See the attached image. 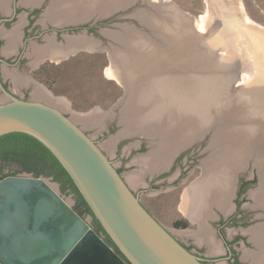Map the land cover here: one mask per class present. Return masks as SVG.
<instances>
[{
	"label": "water",
	"instance_id": "1",
	"mask_svg": "<svg viewBox=\"0 0 264 264\" xmlns=\"http://www.w3.org/2000/svg\"><path fill=\"white\" fill-rule=\"evenodd\" d=\"M139 1L146 9H138L135 19L144 31L126 29L110 51L125 88L115 106L127 114L121 119L124 127L132 122L130 133L144 131L155 146L177 153L211 131L212 147L220 140L239 142V152L231 147L217 157L212 174L233 182L241 162L252 157L245 152L253 139L251 159L261 177L259 200H264V137L258 136L264 132L252 130L253 138L245 142L247 132L264 122V54L256 52L264 49V34L247 23L237 0H207L209 24L203 35L175 7ZM134 2L111 1L108 10H126ZM95 8L97 14L101 9ZM214 40L218 54L211 51ZM223 49L225 59L219 56ZM242 72L249 79L244 89L234 88ZM230 85L233 93L225 94ZM43 91L24 98L0 78V136L23 132L44 144L126 260L44 178L24 175L0 179V264H204L141 204L97 142ZM129 101L134 104L130 111L125 108ZM220 102L235 110L210 107Z\"/></svg>",
	"mask_w": 264,
	"mask_h": 264
},
{
	"label": "rangeland",
	"instance_id": "2",
	"mask_svg": "<svg viewBox=\"0 0 264 264\" xmlns=\"http://www.w3.org/2000/svg\"><path fill=\"white\" fill-rule=\"evenodd\" d=\"M3 1L5 3L4 7H1L0 9L6 10L5 6L7 5L8 8L10 0ZM53 1L54 0H39L37 3H25L22 0H18V15L16 16L15 20H13L6 26L7 29H11V31L9 32L17 31L16 28L13 27L19 25L22 30L24 28H30L35 32L43 33L44 36L46 35L48 40L53 38V36L55 38L56 36L51 27H53L54 24H57L53 20L55 19L54 17L60 16V12L59 9H55L56 11L53 13L49 12V7L53 5ZM149 1L155 4L161 3L165 7H175L185 17L184 19H186V23L190 22V24L193 26V29L198 34L200 33L201 35H203L208 29L207 27L209 24V10L207 6V0ZM237 1L239 4L240 12L247 20V23L257 27L260 32L264 34V0ZM140 2L141 1L138 0L137 3H132L130 5V8L126 10L116 9L114 11H109L108 8L102 6L97 8L101 9L97 14L93 13V10L95 9L92 8V10L89 7L91 11L90 14H88L86 17L77 19H72L73 15L69 17L64 15L65 19L61 20H69L71 24H73L74 21L82 20H86L85 22H89L90 24H97L94 31L96 33H94V35L87 34L85 32V29L74 32H62L60 37H56V40L58 41H55V43L66 46L67 50L64 51V54L62 53V56H60L59 58L55 56H46L47 58H45V60L43 59L44 62L41 67L35 70L33 74L31 73L32 68L29 67L31 61L30 57L25 55V53L33 52L34 46L36 47L38 43L42 44L43 39L42 37L32 40L30 39V42H34V45L30 44L28 41V44H26V46L24 47V55L28 58H24V56L21 64L16 67H18V71L22 70V73L25 72L23 74L25 77H28L27 75H32L34 79L31 82H27L29 84L19 85V87H16L15 84L11 83L10 80L6 81V83H8L9 85L8 87L15 94L24 98L45 95L43 91L44 89L47 93H49L51 97L55 98L60 109L68 117L75 120V122L80 127H82V129L92 139H94L100 147H106L109 143H111V148L109 149V153L107 155L112 160L117 169H119L122 175L137 171L138 166L131 161L134 158L145 155L150 148H155L154 142L150 143L148 141H145L144 136H146L147 134L144 131L127 133L129 135H123V137H120V140L116 141L115 139V136L118 135L119 132H124L122 131L124 122L121 119L123 118V115L127 114L122 113L115 108V106L122 101L121 98L125 94V88L122 84L123 80H120V78L118 77L119 73H116L118 72L117 68L115 67V65L113 66L111 62L110 51L112 52L116 48V46L118 45V39L120 37H124L123 32H125L126 29H128L130 33L135 29V31H137L134 32L135 34H137L139 31H144L142 26L135 19V15L139 10L141 11L142 9H146V7H144L143 4H140ZM1 10L0 13H3ZM145 11L149 12L148 10ZM54 14L56 16H54ZM155 14H157V9ZM28 15L34 17L32 24H36L34 28L33 26L31 28L29 27V25H27ZM106 20L108 21L105 22ZM65 23L67 24V26H69L68 22ZM169 27L170 25L167 26V28ZM0 29H4L3 26H0ZM42 30L45 31L41 32ZM6 37L8 38V34ZM79 43L82 44L80 45ZM69 44L71 46H69ZM42 45L50 46L51 44L46 42ZM1 46H3V42L1 43ZM12 46H9L7 41L5 50L7 52L12 51ZM244 46L245 45H243V48ZM121 47L123 48L122 45ZM211 47H214L215 49H211V51H216L215 53L218 52V50H216L217 45L215 40L212 41ZM222 48L223 47L221 46L220 49ZM223 50L224 51H219V56H222L225 59L227 58L225 56L226 49ZM256 52L258 54V57H262V55L264 54V49H259V52ZM2 67L4 69V73L9 70L10 76L11 73L14 72L15 69H17L15 66H11L9 69H7L8 67H6V64H2ZM26 70L29 74H26ZM156 76L160 77L161 75L156 74ZM11 77L14 78V74ZM237 79L239 80L235 82L234 88L237 87L241 89L243 87L244 89L243 85H246L247 80L249 79L248 76L242 72ZM231 87L232 85L224 88L225 94L233 93ZM34 92H38L39 95L35 94ZM213 93L214 91L211 94ZM217 105L227 107L230 111L235 110V108L233 107H236L228 102H220L218 104L212 103L210 107H219ZM121 106H119L118 108H120ZM114 110L115 112L113 113V117L110 116L112 117V119H108L107 116L105 117V119L103 118V121H107V124L104 128L100 129L99 126L97 127L95 125L96 122L91 123V118L98 115L102 120L101 115H103V113L107 114ZM254 129H256L257 132H264V122H258L257 126H253L249 130L250 132H247L245 142H250L251 137L253 138L252 130ZM212 133V131L210 133L208 132L207 134L200 136L194 141L193 139H191V145L189 143L185 148L179 150V152L173 157L170 168L156 177L161 178V180H158L155 183L159 188H155L156 190H149L148 187H153L155 185L145 184V186L143 187H147L148 190L146 191V193L147 195H151V197L147 198L146 196H141L144 205L149 209V211L151 210L153 214L156 215L155 217H157L161 221V223H163L165 227H167V229L171 231V233H173L185 244L189 245L192 250L199 251L202 254H205L203 245L197 248L193 237L188 236V233L192 232L191 230H196V223L185 218V216L181 214V212L177 209L178 202L180 201V196L183 189L186 186H189V184H191L197 178H199L202 172H204V176H207V170L205 167L204 171V165L208 160H203L205 157L207 158L209 156L207 159L215 158L214 160H216V156L219 157L220 155H223L224 152L228 151L231 147H235L234 149H241L242 145L239 142L230 144L229 141H226V144H224L225 142L223 143V141L220 140V143H218V145H214L215 147H212L209 144L210 136L212 135ZM262 135L264 137V134H258V136ZM252 142H254L253 139ZM252 142L247 144L250 146L246 149L245 152L247 156H252L251 158H253V155L255 153ZM240 149L237 152H239ZM119 155H121L122 157L125 156L124 160H120L118 158ZM251 158L249 157V159L244 164H242L241 162V168L239 171L235 172L234 176L235 182L233 184V189L234 186L236 187V185H238L239 181H248V183L244 186L242 194L237 199L242 213H240V215L238 216L236 224L227 225L224 230V234H226L227 238H230L234 234L237 235L238 238L235 239L237 240V242L232 246L237 253V257L239 258L241 264H250L249 260L242 256V250L249 251L251 253H255L258 251V246H256L252 242L253 239L250 238V234L248 233L249 230L256 227H264V200L257 201L255 198L257 196L255 194L261 192V190H258L260 188L259 185L261 182V177L260 175H256V173L258 174V170L256 166L253 165ZM214 164H219V162H214ZM215 166L212 167L214 168ZM3 175L33 176L31 173L21 169V167L15 161L0 159V177H2ZM39 177L44 178L57 191V193H59V195L69 203L71 207H76V196L71 191L62 190L59 182L55 181L51 176ZM228 185L230 186L229 179ZM138 188L141 187L135 186L133 190L135 191ZM228 190L230 191V188H228ZM229 191H227L228 201L230 196ZM232 206L234 207V204H232ZM232 211L233 209L231 210V212ZM82 217L91 226L93 225L90 214L83 213ZM175 221H181L183 223L185 222L187 225L175 226ZM213 264L228 263L221 259L214 262Z\"/></svg>",
	"mask_w": 264,
	"mask_h": 264
},
{
	"label": "crops",
	"instance_id": "3",
	"mask_svg": "<svg viewBox=\"0 0 264 264\" xmlns=\"http://www.w3.org/2000/svg\"><path fill=\"white\" fill-rule=\"evenodd\" d=\"M15 86L19 87V85H15ZM106 116L108 119H112L113 113H107V114L103 113V115H101L102 120L100 118H98V120L100 119V121L95 123L97 121L96 120V121H93L91 123H95V125L97 127L99 126L100 129L104 128L107 124V121H103V118L105 119ZM110 116H112V117H110ZM126 125H125V127H126ZM122 131H124V129ZM127 133H130V131H127L126 133L119 132L118 135L115 136L116 141L120 140L121 139L120 137H123V135H129ZM144 137H145V141H148L151 143V139L148 137V135H146ZM110 148H111V143H109L106 147H104V146L101 147V149L106 153V155L109 153L108 151ZM176 154H177V152H175V150L173 151V150L168 149L166 147H162V146H155V148L152 147L149 149V151H147V153L145 155L134 158L131 161L132 163H134L135 165L138 166L137 171H133V172L127 173L125 175L121 174L123 176V178L125 179V181L127 182V184L129 185V187L132 189V191H134L133 189L135 186L141 187V188H138L137 190H135L134 192L139 193V198H140V201L142 202L143 205H144V202L141 199V196H146L147 198H149V197H151V195H149V194L147 195L146 191L148 189L149 190H156L155 188H159L158 186H156L155 183L158 180H161V178H156V177L170 168V165L172 163V159ZM118 158L120 160H124L125 156L122 157L121 155H119ZM116 169H117V167H116ZM118 171H119V169H118ZM203 173L204 172H202V174L199 176V178H197L195 181H193L191 184H189V186H186L183 189L182 194L180 196V201L178 202L177 209L181 212V214H183L185 216V218L196 223V227H197L196 230H191L192 232L188 233V236L193 237V239L195 240V243L197 245V248L199 246L203 245L204 250H205V254H204L205 256L210 257V258H217V259H214V261H213V262H216V261L222 259L221 256H223V254H224V248H223L222 242L217 237L214 223L220 217H223V218L226 217V215H228L231 212V210L233 209L232 198H233L234 191H235L236 187L234 186V189H233L234 182L230 179V176L227 177L225 175L226 179H224V180L228 181V179H229V182H230V186H229L230 196H229V201L227 199V202L229 203V208L227 209L228 211L224 210L222 205H223V202L225 199L221 194H219V191L216 189V187H219V185L217 183L218 180L214 178L215 179V180L213 179L214 184L213 183H207L205 185L206 188H204L203 184H204V182H206V179H203L204 178ZM211 176H213V175H211ZM201 179H203V180L200 182ZM216 180H217V182H216ZM145 184H148V185L154 184L155 186L148 187V189H147V187H143V186H145ZM231 190H232V192H231ZM190 206L194 208L192 211L193 213L191 211H188ZM145 208H147V207L145 206ZM147 210L149 211L148 208H147ZM149 212L154 217L156 216L155 214H153V212L151 210ZM155 218L161 223V221L157 217H155ZM256 228H260V227H256ZM203 230L208 231L206 233L209 234L210 238L213 240V243H215L216 249L213 247H209L208 243L205 240H202V239L200 240V238H198L199 235L204 232ZM181 242H183V241H181ZM256 242L258 245L264 244V238L262 240H258V238H257ZM255 253H256L255 256H256L258 264H264V252H262L260 255H259L258 251ZM217 254H219V255H217ZM249 263L251 264L250 260H249Z\"/></svg>",
	"mask_w": 264,
	"mask_h": 264
},
{
	"label": "flooded vegetation",
	"instance_id": "4",
	"mask_svg": "<svg viewBox=\"0 0 264 264\" xmlns=\"http://www.w3.org/2000/svg\"><path fill=\"white\" fill-rule=\"evenodd\" d=\"M23 1V0H22ZM39 1V0H38ZM37 0L33 1V2H26L23 1L25 3H34V2H38ZM4 1H0V8L4 7ZM49 12L53 13L56 10L54 9V5H52L51 7H49ZM6 10H1L3 13H0V26H3L4 29H0V57L1 59H3L2 61H0V78L2 80V82L4 83L5 86H9L8 83H6V81L10 80L11 83L15 84V85H27L29 83L27 82H31L34 77L32 75H27L28 77H25L22 73V70L18 71V67L21 64V62L23 61V57L25 55H27L28 57H30V64L29 67L32 68V74L35 70H37L39 67H41V65L43 64L45 58H47L46 56H51V57H57L59 58L60 56H62V53H64V51H66V46H62L59 43H55L56 37H60L62 32L64 31H70V32H74V31H78L81 29H85V32L87 34H93L96 33L95 28L97 26V24H90L89 22H85V23H80V24H76L73 25L71 24V22L69 23V26H67V24L65 23V20H61V19H65L64 15H60L57 17H54L55 19L53 21H55L52 28V30L54 31L55 34V38L53 36V38H51L50 40H48V38L46 37V35L44 36L43 33L40 32H35L33 31V29H28V28H24L23 30L21 29V27L16 26L13 28H16L17 31L14 32H9L11 31V29H7V25L9 23H11L13 20L16 19V16L18 15V0H10V3L8 5L5 6ZM36 11V10H34ZM60 12V11H59ZM54 16H56L54 14ZM33 18L31 15H28V21H27V25H29V27L33 28L35 27V25L33 24ZM108 20H106L105 22H107ZM99 23V22H98ZM31 24V25H30ZM25 27V26H24ZM45 30H42L41 32H44ZM8 34V38L6 37ZM44 36V37H43ZM43 39V43H49L51 44L50 46H44L40 43H38L36 45V47L34 46L33 48V52L31 53H25L24 55V47L26 46V44H28V41L30 44L34 45V42H30L32 39L35 38H41ZM49 37V36H48ZM2 39V40H1ZM31 39V40H30ZM8 41V45L12 46V51L7 52L6 49V44ZM3 42V46H1V43ZM56 44V45H53ZM59 44V45H57ZM80 45L82 43H79ZM75 45V44H74ZM69 46H71L69 44ZM68 46V47H69ZM73 52V51H72ZM31 55V56H30ZM27 56H25L24 58H28ZM45 56V57H44ZM44 57V58H43ZM56 58V59H57ZM44 59V60H43ZM54 59V60H56ZM4 61V62H3ZM32 62V63H31ZM2 64H6V67H8L7 69H9L11 66H15L17 69L14 70V72L11 73V76L14 74V78H12L9 75V70H7L4 73V69L2 67ZM26 74H29L28 71L26 70ZM6 76V77H4ZM35 93V92H34ZM118 170V169H117ZM7 176V175H6ZM247 180H244L243 182H238V185H236L235 191H234V195L232 198V203L234 204L233 207V211L228 214V216L226 217H220L215 223V230H216V234L217 237L219 238V240L222 242L223 248H224V254L223 256H221V258L226 261L228 264H241L239 258L237 257V253L235 252L234 248H233V244L237 242V240H235L237 237L236 234H234L233 236H231L230 238L226 237V234H224V230L226 228L227 225L230 224H236L237 220H238V216L240 215V213H242L241 207L239 206V202H237L238 197L242 194L243 191H241V188H243L242 186L244 182H246ZM134 192V191H133ZM135 194L138 195L139 197V193L134 192ZM140 200V198H139ZM141 202V201H140ZM142 204V202H141ZM143 205V204H142ZM144 206V205H143ZM145 207V206H144ZM147 209V208H146ZM85 214H90V213H85ZM91 215V214H90ZM92 218V224H96L93 216L91 215ZM236 235V236H235ZM178 241H180L179 239H177ZM181 242V241H180ZM187 249H189L190 251H192L193 253H195L197 256H199L202 260V262L204 264H213L214 259L217 258H210L205 256L204 254H202L199 251L196 250H192L191 247L187 244H185L184 242H181ZM124 260H126L125 258H123Z\"/></svg>",
	"mask_w": 264,
	"mask_h": 264
},
{
	"label": "trees",
	"instance_id": "5",
	"mask_svg": "<svg viewBox=\"0 0 264 264\" xmlns=\"http://www.w3.org/2000/svg\"><path fill=\"white\" fill-rule=\"evenodd\" d=\"M45 70V69H44ZM0 159L15 161L21 169L31 173L35 177L51 176L55 181L59 182L62 190H69L76 196V207L73 208L80 216L83 213H90L96 224L93 229L100 234L103 239L122 257L119 249L107 235L99 221L94 217L88 204L78 191L76 185L71 179L68 172L61 165L52 152L39 140L29 134L23 132H9L0 136ZM3 175L1 178L5 177ZM248 181L244 182L246 185ZM241 191L244 190L242 186ZM175 226H185V222L175 221Z\"/></svg>",
	"mask_w": 264,
	"mask_h": 264
},
{
	"label": "bare ground",
	"instance_id": "6",
	"mask_svg": "<svg viewBox=\"0 0 264 264\" xmlns=\"http://www.w3.org/2000/svg\"><path fill=\"white\" fill-rule=\"evenodd\" d=\"M0 1H2V0H0ZM23 1H26V2H33V1H35V0H23ZM113 2V1H115V0H54L53 1V5H54V9H59V11H60V15H66L67 17H69V16H72V19H77V18H82V17H86L88 14H90V8L92 9H94L96 6H99V7H105V8H110L111 9V3L110 2ZM109 4V5H108ZM108 5V6H107ZM87 6H88V8H87ZM90 7V8H89ZM96 9V8H95ZM75 16H77V17H75ZM182 19H184L183 17H182ZM66 22H69V20L68 21H66ZM216 42V41H215ZM151 84V83H150ZM154 86L156 87V84H154ZM38 90V89H37ZM35 94H38L39 95V93L38 92H35ZM180 96H182V97H186V93H181V94H179ZM137 105V104H136ZM138 107V106H137ZM134 108V104L132 103V102H127V104H126V109H128V111H130V110H132ZM97 117L98 118H100L99 116H96V117H93V118H91L90 119V121L91 122H93V121H96V123L98 122V121H100V120H98L97 119ZM131 119H133V118H131ZM127 121H125V123H126ZM90 123V122H89ZM131 125H133L132 124V122H131V124H128V122H127V125H126V127L125 128H123L124 129V131L125 132H127V131H129V129H130V127H131ZM124 133V132H123ZM216 159H217V156H216ZM206 160H208V161H206V163H205V165H204V171H205V167H206V170H207V176H204V178L203 179H206V182H204V184H203V187L204 188H206V184L207 183H213V179H214V177L213 176H211L212 174H214V173H216V169H214L212 166H215L216 164H214V158H210V159H207L206 158ZM216 161V160H215ZM217 162V161H216ZM218 163V162H217ZM218 165V164H217ZM226 173V172H225ZM221 180H218V182H217V180H216V182L218 183V185H219V187H216V189L219 191V194H221L223 197H224V202H223V205H222V207H223V209L224 210H227L228 208H229V206H228V202H227V195H228V193H227V191H229L228 190V188H229V185H228V181H226V180H224V179H226V177H225V174H222L221 175ZM203 179H201L200 180V182L203 180ZM217 179V178H216ZM215 180V179H214ZM220 181V182H219ZM214 184V183H213ZM230 192V191H229ZM260 193H262V192H258V193H256L255 195H257L255 198H256V200L257 201H261V200H259V199H261L262 197V194H260ZM192 194V193H191ZM190 196V195H189ZM191 197V196H190ZM193 207H191L190 206V208L188 209V211H193ZM202 210V209H201ZM193 213V212H192ZM200 213V212H199ZM261 228V229H260ZM260 228H254V229H250L249 230V234H250V237H251V239H253L252 240V242L256 245V246H258V253H259V255L262 253V252H264V244H257V238H258V240H262L263 238H264V227H260ZM206 230V229H205ZM261 230V231H260ZM204 231V230H203ZM206 232H208V231H204L203 233H201L200 235H199V237L198 238H200V240L202 239V240H205L207 243H208V246L209 247H213V248H215V243H213V240L210 238V236H209V234L208 233H206ZM200 233V232H199ZM197 235V236H198ZM260 235V236H259ZM197 238V237H196ZM198 240V239H197ZM199 240V241H200ZM255 240V241H254ZM216 249V248H215ZM243 251V255L242 256H244L245 258H247V259H249L250 261H251V264H258V262H257V259H256V256H255V253H251V252H249V251H244V250H242Z\"/></svg>",
	"mask_w": 264,
	"mask_h": 264
}]
</instances>
